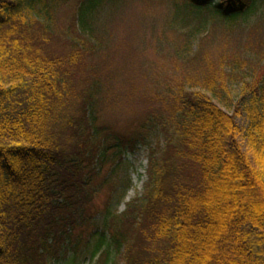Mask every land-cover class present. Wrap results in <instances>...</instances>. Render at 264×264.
Segmentation results:
<instances>
[{"label":"trees","instance_id":"1","mask_svg":"<svg viewBox=\"0 0 264 264\" xmlns=\"http://www.w3.org/2000/svg\"><path fill=\"white\" fill-rule=\"evenodd\" d=\"M116 2L78 0L71 49L57 54L45 43L49 0H0V264H55L69 252L74 261L86 250L95 264H264V46L214 64L189 52L212 23L254 34L262 20L243 24L261 5L264 17V0H167L164 27L185 28L177 58L197 66L154 97L143 92L133 107L147 109L126 135L100 122L102 85L83 72L85 56L109 45L99 22ZM233 115L247 120L252 159ZM138 145L148 151L143 191L117 213L116 172Z\"/></svg>","mask_w":264,"mask_h":264},{"label":"rangeland","instance_id":"2","mask_svg":"<svg viewBox=\"0 0 264 264\" xmlns=\"http://www.w3.org/2000/svg\"><path fill=\"white\" fill-rule=\"evenodd\" d=\"M77 1L49 0V6L53 9L54 22L50 29V41L45 42L48 53L63 54L71 49L67 43L72 39V19ZM262 6L256 14L247 19V24H243L248 26L262 20L254 34L253 32L249 34L250 31L246 27L240 31L234 28L230 32L228 24L212 23L209 29H206V24L201 33L206 29L207 35L201 43L199 38L193 36L189 52L194 54L205 50L214 64L217 61L215 58L221 54L235 55L242 59L244 56L242 53L246 49L253 51L260 45L264 46L262 44L264 17H260ZM111 10H115L116 14L114 17H103V29L100 28L102 16ZM171 15L167 0H117L116 3H108L101 15L99 35L109 39V45L97 48L91 56L88 54L85 56L83 72L86 77L85 83L96 79L102 85L100 99L104 94L105 107L101 105L103 110L100 122L119 135H126L133 129L132 123L138 117L139 109V111L147 109V106L140 103L133 107L137 102L135 100L141 98L143 92L154 97L155 93L161 90L163 81L165 82L167 77L180 79L183 74H189L193 66H197V63L190 64L187 61L189 58L181 56L177 58V50L185 28L179 25L175 28L164 27L166 19ZM39 21L43 24L41 17ZM205 34L206 32L202 36ZM197 72L200 70L194 73ZM201 75L205 76V74ZM132 86L134 91L137 90L134 95L130 94ZM233 89L237 90V87ZM79 93L80 91L75 93V98L70 103L73 108L79 106ZM237 100L238 98L235 97L234 102ZM218 105L228 114H233L232 109L227 110L220 103ZM234 119L238 128V143L252 159L243 136L247 120L244 115L234 116ZM152 142H154L153 136L150 140V143ZM147 155L145 145H138L133 151H124L122 167L116 172L118 183L111 193L110 209L112 211L122 212L128 201L142 193L146 181ZM107 194L104 190L96 197L94 202L98 207H102ZM97 211L98 209H92L94 213ZM99 218L100 214H96V223H98L96 226L99 225ZM72 255V252H69L67 256L62 255L55 264H95V260L90 259L89 250L79 254L74 261H72ZM114 264H122L119 257L115 258Z\"/></svg>","mask_w":264,"mask_h":264}]
</instances>
